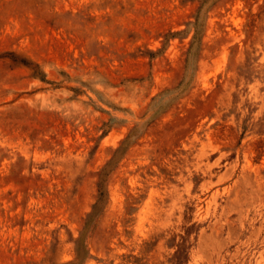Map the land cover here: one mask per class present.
I'll use <instances>...</instances> for the list:
<instances>
[{"label": "rangeland", "instance_id": "obj_1", "mask_svg": "<svg viewBox=\"0 0 264 264\" xmlns=\"http://www.w3.org/2000/svg\"><path fill=\"white\" fill-rule=\"evenodd\" d=\"M264 264V0H0V264Z\"/></svg>", "mask_w": 264, "mask_h": 264}, {"label": "trees", "instance_id": "obj_2", "mask_svg": "<svg viewBox=\"0 0 264 264\" xmlns=\"http://www.w3.org/2000/svg\"><path fill=\"white\" fill-rule=\"evenodd\" d=\"M69 264H72V263H69Z\"/></svg>", "mask_w": 264, "mask_h": 264}]
</instances>
